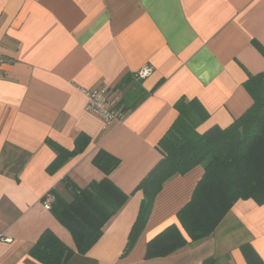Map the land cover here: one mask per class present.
Instances as JSON below:
<instances>
[{
	"label": "crops",
	"instance_id": "0c3cea01",
	"mask_svg": "<svg viewBox=\"0 0 264 264\" xmlns=\"http://www.w3.org/2000/svg\"><path fill=\"white\" fill-rule=\"evenodd\" d=\"M264 0H0V52L11 62L0 78V264H41L31 248L46 230L76 251L71 233L44 205L64 185L102 180L100 150L121 159L110 179L131 193L160 160L157 145L178 117L175 104L196 99L209 114L198 131L228 127L251 106L244 84L264 72ZM150 70L133 89L140 104L124 123L106 126L86 111L84 91L108 87L120 100L129 74ZM88 147L54 174L50 139ZM204 169L168 181L133 250L123 256L143 199L134 193L85 255L67 264H247L250 244L264 261V205L240 200L208 239L164 258L147 259V244L170 225L188 240L178 212Z\"/></svg>",
	"mask_w": 264,
	"mask_h": 264
},
{
	"label": "trees",
	"instance_id": "16d2710c",
	"mask_svg": "<svg viewBox=\"0 0 264 264\" xmlns=\"http://www.w3.org/2000/svg\"><path fill=\"white\" fill-rule=\"evenodd\" d=\"M257 47L264 55V47L260 44ZM140 80L143 79H139L138 74H128L118 86L125 91L120 102L128 112L141 102V98L137 100L131 95L133 89L139 87ZM244 86L252 98L251 106L228 127L213 126L204 133L198 129L209 119V114L196 99L181 98L175 104L177 119L157 145L160 160L131 193H125L110 179L121 159L100 150L93 165L104 174L102 180L81 188L65 178L63 182L72 194L71 201H66L54 190L48 193L54 198L49 210L71 233L76 251L51 230H46L31 248L30 255L41 264H67L76 253L85 255L130 197L142 192L138 216L123 253L127 256L148 224L156 198L165 184L198 167L204 169V174L190 201L177 214L188 240L177 225H170L147 244V259L168 257L185 247L188 241L198 243L208 239L240 200L264 205V72L249 75ZM90 142L91 138L81 133L76 137L74 149L68 150L47 139L46 143L56 153L47 172L56 173L82 153ZM240 251L247 264H264L250 244H243ZM201 264H217V260L211 257Z\"/></svg>",
	"mask_w": 264,
	"mask_h": 264
},
{
	"label": "built area",
	"instance_id": "2783aa9c",
	"mask_svg": "<svg viewBox=\"0 0 264 264\" xmlns=\"http://www.w3.org/2000/svg\"><path fill=\"white\" fill-rule=\"evenodd\" d=\"M11 61L6 58L0 52V78L3 74V66ZM150 70H143L138 73L139 79H145L149 76ZM87 104L86 111L94 116L101 118L106 126L113 123H124L128 117V111H126L120 99L115 97L108 87H104L97 91H84ZM54 198L52 195H47L44 200V205L47 209L50 208Z\"/></svg>",
	"mask_w": 264,
	"mask_h": 264
},
{
	"label": "rangeland",
	"instance_id": "374dc122",
	"mask_svg": "<svg viewBox=\"0 0 264 264\" xmlns=\"http://www.w3.org/2000/svg\"><path fill=\"white\" fill-rule=\"evenodd\" d=\"M70 197H71V198H68V199H67L68 201H71V200H72V195H71Z\"/></svg>",
	"mask_w": 264,
	"mask_h": 264
}]
</instances>
